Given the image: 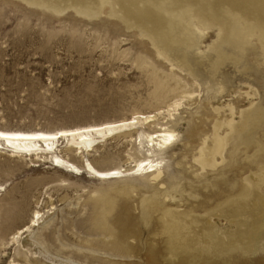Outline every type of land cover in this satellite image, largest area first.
Returning <instances> with one entry per match:
<instances>
[{
	"label": "rangeland",
	"instance_id": "rangeland-1",
	"mask_svg": "<svg viewBox=\"0 0 264 264\" xmlns=\"http://www.w3.org/2000/svg\"><path fill=\"white\" fill-rule=\"evenodd\" d=\"M202 2L208 6L207 0H0V131L53 133L155 116L99 139L91 150L61 139L51 153L79 168L73 173L55 167L44 145L29 155L3 147L0 264H264V242L248 253L235 241L231 252L215 256L216 235L207 244L198 234L194 250L168 256V207L180 217L203 214L241 189L243 177L264 172L261 33L224 6L200 13ZM154 24L151 43L144 27ZM229 120L246 127L229 134L223 126L224 160L201 171L194 159L202 141L215 123ZM160 128L175 135L162 149L149 141ZM158 162L156 181L148 164ZM86 163L122 177H95ZM217 223L221 235L233 233V225Z\"/></svg>",
	"mask_w": 264,
	"mask_h": 264
},
{
	"label": "bare ground",
	"instance_id": "bare-ground-1",
	"mask_svg": "<svg viewBox=\"0 0 264 264\" xmlns=\"http://www.w3.org/2000/svg\"><path fill=\"white\" fill-rule=\"evenodd\" d=\"M208 6L202 2L200 13L204 14L207 9H213L215 7L224 6L228 10H232L231 13L242 17L244 20L251 22L247 26L250 30L256 28L261 33V39L264 44V0H207ZM210 4V5H209ZM216 9V8H215ZM215 13V12H214ZM217 15V14H215ZM142 20H146V17H142ZM219 27V33L225 34L227 27L217 22ZM144 27V26H143ZM147 38L151 43L154 42L157 35V27L146 28ZM173 31L172 29L170 32ZM264 46V45H263ZM159 54L164 57L163 52ZM264 64V54H263ZM183 70H190L187 63L182 65ZM181 69V70H182ZM181 105L180 100L172 102L170 107L176 111ZM230 114L233 115V107L228 106ZM219 111V109H215ZM247 113L243 112V119H247ZM171 116V115H170ZM155 118L154 115H142L137 114L133 117L114 123H105L96 126L81 127L71 130L56 131L53 133L45 132H3L0 131V150L6 146L13 154H36L37 148H47L48 155L53 158L55 167L64 169L66 172H76L79 168L75 165L61 159L60 157H54L51 153L52 148L61 139L66 140L69 147H77V150H91L93 145L99 140L104 139L108 135L116 134L120 131L130 129L134 125L141 122H151V119ZM232 120L224 123H215L212 126V131L207 139H204L198 150L197 156L194 159V163L201 171L207 172L208 170L215 169L224 160V153L228 145V135L223 134L221 129L226 126L229 130V134L234 133L236 130H242L246 125H241V128L236 129ZM162 128V127H161ZM159 130L158 133L149 137V141L152 147L159 149L170 146L174 139V132L164 128ZM44 145V147H43ZM67 146V147H68ZM149 173H155L154 179L157 181L160 179L162 170L159 167L160 162L154 166L149 163ZM143 163L137 166V171H143ZM136 168V167H135ZM84 169L90 171L95 177L99 178H114L122 177L120 171L99 172L96 171L91 164L86 163ZM134 170V169H133ZM88 173V172H87ZM242 188L232 191L224 196L214 206L209 209H204L203 214H198L196 210L189 218L180 217L176 208L168 207L163 213L165 218L171 220L167 229V244L168 256L170 259H178L184 252L188 250H194L196 235H201L203 240L209 244L212 237L216 235V239L212 241V251L215 256L229 253L230 249L235 245V241L239 242L241 249L248 253H254L259 247L260 242H264V172L260 169L256 173H252L242 178ZM171 200L175 197L171 196ZM17 208H22L21 201L14 202ZM203 205V204H202ZM199 206V205H198ZM210 207V206H209ZM195 209V208H191ZM201 210V209H200ZM202 214V215H201ZM38 217V216H37ZM37 217L32 222L37 221ZM216 218V220L214 218ZM222 219L227 223L233 225V233L228 230L225 235H221L219 231L218 221ZM18 236V235H17Z\"/></svg>",
	"mask_w": 264,
	"mask_h": 264
}]
</instances>
